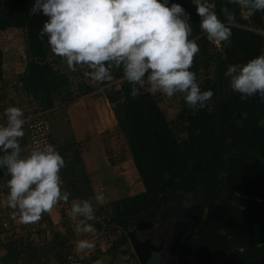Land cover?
<instances>
[{"label":"trees","instance_id":"trees-1","mask_svg":"<svg viewBox=\"0 0 264 264\" xmlns=\"http://www.w3.org/2000/svg\"><path fill=\"white\" fill-rule=\"evenodd\" d=\"M174 2L190 13V38L200 48L191 70L201 89H211L214 95L195 114L182 96L177 118L185 123L186 137L181 139L180 130L172 126L155 96L143 86L139 96L131 97L122 71L112 70L113 78L121 79L120 86H110L105 96L130 148L144 190L115 201L110 221L124 229L130 217L157 207L160 196L169 190H199L206 212L184 247L185 264H264V128L257 124L264 118V103L257 96L241 100L224 76L229 64L245 62L263 52L264 34L259 30H264V11L244 17L238 6L227 5L236 11L237 23L231 26L230 42L221 43L222 49L211 53V42L199 29L195 5L191 0ZM32 3L33 0H0V30L14 27L25 31L29 60L22 76L24 88L41 107L50 108L54 95L67 91V77L47 59V54L53 53L46 37H37L46 17L29 15ZM210 3L223 20L221 8L225 0ZM211 60L215 64L214 76L201 79L199 69L207 67ZM82 87L85 94L94 90L91 85ZM245 112L247 118L242 119L241 113ZM21 145L27 154L25 144ZM69 167V174L63 176L73 187L77 179L86 175L79 153L74 154ZM15 245L13 241L5 245V264L15 261Z\"/></svg>","mask_w":264,"mask_h":264},{"label":"clouds","instance_id":"clouds-1","mask_svg":"<svg viewBox=\"0 0 264 264\" xmlns=\"http://www.w3.org/2000/svg\"><path fill=\"white\" fill-rule=\"evenodd\" d=\"M199 16V29L217 44L228 43L231 26L237 23L238 6L251 17L264 11V0H225L221 8L224 19L213 10L210 0H191ZM42 14L37 34L46 37L53 54L67 67L88 69L84 75L94 83L113 78L112 70L120 69L130 85L129 95L141 94L147 84L152 93L172 97L182 93L188 108L195 114L213 97L211 89L202 90L196 73L191 70L194 56L200 51L193 32L190 13L181 4L170 0H33L29 15ZM224 76L230 89L241 100L257 96L264 103V53L245 62L231 63ZM242 119L247 113H241ZM25 114L21 107L4 109L0 123V173L7 177V198L3 203L19 214L22 223L38 222L70 193L63 190L61 169L66 161L52 143H39L24 154L21 139L25 136ZM237 123H242L237 121ZM264 128V118L257 121ZM97 205L108 202L103 191L94 195ZM96 207L89 199L73 200L71 219L76 233L95 234ZM77 250H92V240L81 238Z\"/></svg>","mask_w":264,"mask_h":264},{"label":"crops","instance_id":"crops-1","mask_svg":"<svg viewBox=\"0 0 264 264\" xmlns=\"http://www.w3.org/2000/svg\"><path fill=\"white\" fill-rule=\"evenodd\" d=\"M94 97L95 95L90 94L80 97L67 110L76 139L89 138L85 150L80 153L86 175L77 179L73 187L63 180V190L70 193L68 201L59 202L49 212L44 213L38 222L22 223L19 214L13 215L14 210L3 203L7 198V177L0 175V217L10 218L15 225V229L10 230L0 227V264H5L7 253L5 245L10 241L16 243L15 249L18 250L15 261L10 264H135V262L140 264L129 240L128 228H121L111 222L110 218L112 204L115 201L141 192L144 187L138 179L130 148L128 147L122 156L115 146L112 145V148L106 146V133L111 132V128H116L113 122L115 119L114 116L111 117L112 112H109L105 99H100L98 103ZM57 105L54 99L50 109H55ZM135 176L136 190L133 191ZM97 191H103L107 195V203L96 204L94 195ZM164 195L166 194L160 196L161 202H164L162 199ZM80 199H89L96 207L95 220L90 221L97 230L95 234L74 231L76 221L71 219L70 208L73 200ZM149 213L150 210L144 211V217L150 216L149 220L142 221L143 223L138 226L146 224V228H150L152 221L160 223L165 228L169 225L171 229H168L166 234L169 241H174L173 234L176 230L173 225L174 216L173 218L172 215L162 216L160 213L152 217ZM132 219L134 217L130 218L128 223L135 222ZM21 226L30 231L31 237L26 241L22 238L16 241L13 238V233ZM81 238L92 240L95 247L84 252L77 250L75 243ZM161 250H164V247ZM165 255L166 253L153 252L156 259L163 256L166 264H170Z\"/></svg>","mask_w":264,"mask_h":264},{"label":"rangeland","instance_id":"rangeland-1","mask_svg":"<svg viewBox=\"0 0 264 264\" xmlns=\"http://www.w3.org/2000/svg\"><path fill=\"white\" fill-rule=\"evenodd\" d=\"M213 5V4H212ZM242 15L246 17L247 15L242 10ZM264 34V30H259ZM201 34H204L201 31ZM211 42V41H210ZM222 49L221 44L210 43V52L215 53ZM0 53L2 61L0 63V93L3 92L2 97L5 95V88L8 87L9 90L19 88L22 89V86L19 87L18 83L24 86V80L22 78L26 64L29 60L27 44H26V33L24 30L14 27H8L6 29L0 30ZM264 53V50L263 52ZM47 59L51 62L52 67L57 71L66 75L67 77V91L62 95H54V99L58 103L55 109L43 108L44 115L48 118L51 123V143L54 144L61 155L64 157L66 164L63 169H61V177L64 180V176L70 172V162L73 160L75 153H81L85 150L86 144L88 143V137L84 139H76L74 136L71 122L68 118L67 110L70 105H73L75 101H78L80 97L87 95H95L94 99L99 103L100 99H105V102L108 103V110L111 113L112 109L110 104L105 96L106 89L110 86L118 88L120 86L121 79L112 78L111 81H108L107 84L94 83L92 82L84 73L88 70L86 66H78L76 71L70 70L66 62L63 59H55V56L51 53L47 54ZM214 61L211 60L207 67H202L199 69V77L203 79L206 76H214ZM16 81L17 83H13ZM82 85H91L94 87V90L89 93H82ZM144 88L148 90V85L145 84ZM151 92V91H150ZM152 93V92H151ZM158 101L161 109L163 110L165 116L168 120L171 121L172 126L180 130L178 131L179 138H185L186 132L183 130L185 123L179 120L178 114L181 111V98L182 93H175L172 97L163 95L162 93H152ZM6 108L9 106V103H5ZM5 106H0V109H3ZM1 116V115H0ZM114 114L112 112L113 117ZM115 119V117H114ZM0 121L4 122V118L0 117ZM116 124V128L112 129L111 132L106 133L107 145L112 148V145L115 146L117 152L124 155V151L127 150V142L120 131L116 119L113 121ZM90 137V136H89ZM25 144L26 153L29 152L25 140L22 138L21 143ZM126 158V156H124ZM134 163V162H133ZM74 177V176H72ZM138 177V176H137ZM140 180V177H138ZM65 181V180H64ZM136 176L133 187L136 190ZM70 189V188H69ZM71 190V189H70ZM168 198V199H165ZM164 202H159L158 206L151 209L149 214L153 217L154 215L162 214V216L172 215L174 216L173 225L176 230L173 235H175L174 241H169V248L165 257H168L170 264H185L186 255L184 253V247L187 242L194 236L195 229L203 218L206 212V207L203 202L202 194L199 190L192 191H183L179 189L169 190L166 195L162 198ZM144 212V211H143ZM149 217H144V215L136 218L134 216L135 222H127L126 226H136L140 223L146 222L149 220ZM6 217L1 216L0 221ZM133 218V217H130ZM143 219V220H142ZM139 220V221H138ZM138 221V223H137ZM143 221V222H142ZM12 223V221H10ZM153 221L150 223L151 226ZM155 224V223H153ZM0 227L5 229L1 222ZM21 226L20 228H24ZM171 226L167 225L166 229L170 230ZM15 229V225L10 226V229ZM16 241H19L21 237L14 238ZM135 264H138V262Z\"/></svg>","mask_w":264,"mask_h":264},{"label":"built area","instance_id":"built-area-1","mask_svg":"<svg viewBox=\"0 0 264 264\" xmlns=\"http://www.w3.org/2000/svg\"><path fill=\"white\" fill-rule=\"evenodd\" d=\"M13 83H17L13 81ZM20 85V86H19ZM18 86L22 89H12L9 90L8 87L5 88L6 92L4 97H2L3 92L0 93V106H5L3 109H0V117L4 118V109H6L5 103L8 102L9 106H18L21 107L24 111L26 120H25V136L24 140L27 144L29 152L33 147L39 143L40 146H43L45 143H51V123L48 118L44 115V109L40 106L37 100L24 88L23 84L18 83ZM8 106V107H9ZM0 123H3L0 121ZM10 218H4L0 222L4 228H10L12 223ZM21 237L24 241L27 238H30V231L24 228H18L13 233V238Z\"/></svg>","mask_w":264,"mask_h":264},{"label":"water","instance_id":"water-1","mask_svg":"<svg viewBox=\"0 0 264 264\" xmlns=\"http://www.w3.org/2000/svg\"><path fill=\"white\" fill-rule=\"evenodd\" d=\"M144 215V212H141L140 214L136 215L135 217H139ZM128 228V236L129 240L132 244V247L138 257V260L140 264H166L165 258L161 256L160 258H155L153 256V252H160L159 250L161 249L155 242L154 238H151L149 236L144 235H138L136 233V229H134L133 226H126ZM156 237H159L160 235L158 233L155 234Z\"/></svg>","mask_w":264,"mask_h":264},{"label":"flooded vegetation","instance_id":"flooded-vegetation-1","mask_svg":"<svg viewBox=\"0 0 264 264\" xmlns=\"http://www.w3.org/2000/svg\"><path fill=\"white\" fill-rule=\"evenodd\" d=\"M134 229H136V233L140 236L141 235H144V237L146 236H149L151 238H154V242L159 245V247L161 246L162 248L164 247V250H161L160 249V252L161 254H165L167 253V249L169 248V238L166 234V232L168 231L163 225H161L160 223H155L153 224L152 227L150 228H146V224H142L140 226L136 225V226H133ZM140 233V234H139ZM156 233H158L160 236L155 238L156 237Z\"/></svg>","mask_w":264,"mask_h":264}]
</instances>
